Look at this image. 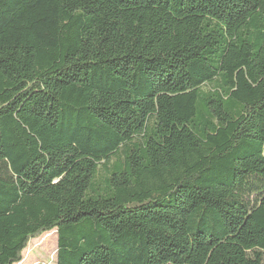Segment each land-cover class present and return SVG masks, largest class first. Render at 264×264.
Instances as JSON below:
<instances>
[{
    "label": "trees",
    "instance_id": "obj_1",
    "mask_svg": "<svg viewBox=\"0 0 264 264\" xmlns=\"http://www.w3.org/2000/svg\"><path fill=\"white\" fill-rule=\"evenodd\" d=\"M264 264V0H0V264Z\"/></svg>",
    "mask_w": 264,
    "mask_h": 264
},
{
    "label": "rangeland",
    "instance_id": "obj_2",
    "mask_svg": "<svg viewBox=\"0 0 264 264\" xmlns=\"http://www.w3.org/2000/svg\"><path fill=\"white\" fill-rule=\"evenodd\" d=\"M56 236L54 231L31 239L22 252L19 264H55Z\"/></svg>",
    "mask_w": 264,
    "mask_h": 264
}]
</instances>
